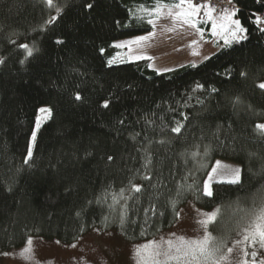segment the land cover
Wrapping results in <instances>:
<instances>
[{
  "label": "trees",
  "instance_id": "obj_1",
  "mask_svg": "<svg viewBox=\"0 0 264 264\" xmlns=\"http://www.w3.org/2000/svg\"><path fill=\"white\" fill-rule=\"evenodd\" d=\"M177 1L0 0V249L32 237L69 243L92 228L148 240L190 200L219 206L211 228L233 230L264 202V29L254 21L264 0H231L245 37L196 65L156 73L148 60L109 63L114 40L152 30L148 11ZM25 44L35 48L27 59ZM41 107L51 114L25 164ZM216 159L238 163L241 180L213 182L206 197ZM178 185L191 187L178 195Z\"/></svg>",
  "mask_w": 264,
  "mask_h": 264
},
{
  "label": "rangeland",
  "instance_id": "obj_2",
  "mask_svg": "<svg viewBox=\"0 0 264 264\" xmlns=\"http://www.w3.org/2000/svg\"><path fill=\"white\" fill-rule=\"evenodd\" d=\"M178 2L159 3L148 11L151 16L148 18V23L151 21L150 24L153 30L114 40L112 45L116 48V51L110 58L111 63L148 60L150 69L156 73H163L187 64L196 65L209 58L222 47L227 46L225 40H228L231 44L245 37V30L240 20L235 16V11H228L217 16L215 14L217 23H219L220 17L225 14H228L231 20L239 21V26L243 31L236 32L235 37H233L231 32L221 31L219 28L215 30L218 34H214L213 28L208 29L199 19L200 10L192 20L195 26H192V23H185L182 18L176 16V13L181 11V9L174 6ZM157 7L160 8L158 13L156 12ZM204 10H207V8H204ZM228 27L232 31L236 29L235 24H229ZM137 37H146V39L126 43L135 41ZM117 45L122 46L118 47ZM260 83H264V81H260ZM42 108L47 107H41L40 109ZM40 109L38 110L34 132L38 130L41 123L49 115L40 112ZM258 124H264V119L259 121ZM32 137L29 144L31 150L33 146ZM214 168L216 169L215 172H213ZM236 168L241 170L238 163L216 159L205 182L208 181L212 185L216 181H227L232 178ZM210 176L211 180H209ZM216 209H220V207L204 208L194 200H190L180 207L177 219L172 226L144 241H126L114 230L100 231L97 228L90 229L75 241L69 243H64L56 238L32 237L30 238L32 243L28 252H24L25 248L28 247L27 242L18 247L0 249V264H138L136 249L140 245L150 241H156L157 243L168 240L175 241L179 237L189 240L202 238L204 229L199 223L202 213H211ZM254 214L255 211L247 221L238 220L233 230L222 226V224L213 230L210 224L207 231L214 240L224 239L227 246H232L234 240L241 238L239 233L248 227ZM260 258H264V249L259 250L258 260ZM248 259L250 260L251 257L249 256ZM240 260L241 256L234 254L230 264H238ZM171 264H177V262L173 261Z\"/></svg>",
  "mask_w": 264,
  "mask_h": 264
},
{
  "label": "snow or ice",
  "instance_id": "obj_3",
  "mask_svg": "<svg viewBox=\"0 0 264 264\" xmlns=\"http://www.w3.org/2000/svg\"><path fill=\"white\" fill-rule=\"evenodd\" d=\"M49 5H51V0H47ZM186 5V7H185ZM176 8L181 9V11L176 13V16L182 18L185 23H192L193 17L198 15L200 8L204 7L203 5H195L188 3V0H179L178 3L174 5ZM87 7H92L91 4L87 5ZM59 11V9H57ZM160 8H156V12L158 13ZM212 9L209 7L208 11L205 15L209 20L212 21V28L214 30V34H218L215 32L216 29H220L221 31H229L231 35L235 37L236 32H242L243 29L239 26V21L231 20L228 14H225L220 17L219 23L216 20L212 19ZM171 14V13H170ZM151 23V21H149ZM229 24H235L236 29L232 31L229 29ZM192 26H195L192 23ZM146 39V37H137L135 41H128L126 43L139 42ZM59 42V41H58ZM229 41L225 40V45H228ZM122 46V45H117ZM22 49L26 52L25 59L31 57L35 51L34 46H29L27 44L20 45ZM22 63L24 60L21 61ZM0 63H3V59H0ZM111 63V61L109 62ZM241 75H245V73H241ZM200 85H197V88H200ZM260 89L264 90V83H259L257 85ZM77 100L81 99L79 93L76 94L75 97ZM238 102V101H237ZM104 107H108V102L105 101ZM42 113L51 114V110L47 108L40 109ZM183 115V114H181ZM184 119H187V116H184ZM39 121V118H38ZM39 126V124H38ZM182 124H177L176 127L172 128L171 131L174 133H180ZM257 130L264 134V124H258L256 126ZM33 140H35V132H33ZM167 143L166 141H161V144ZM207 146H205V152H207ZM181 155H184L183 153ZM193 157L197 155V153H191ZM250 155H255L251 153ZM32 158V150L31 145L29 146L28 155L25 158V164H29ZM109 160L112 159L111 156L108 157ZM153 164L152 156L146 151L145 152V160L143 168L145 169V175L143 179L151 182L152 176L148 174L151 170V166ZM216 169H213L215 172ZM186 179V178H185ZM211 180V176L209 178ZM241 180V170L236 168L234 170V175L231 179L227 181H221L220 183H228L230 185H237ZM157 190L159 189V184L153 185ZM182 187H191V185L181 186L178 185L177 194L179 195ZM130 189L132 193H141L143 191L142 186L131 184ZM125 189L120 190V197L124 200L128 198L135 197H125ZM203 194L206 197H212L213 191L211 184L206 181L203 186ZM115 200V197L113 198ZM173 205L175 204V200L170 201ZM155 205H152L149 209L145 211H154ZM220 209H216L211 213H202V218L199 220L201 227L204 229V235L200 239H185L184 237H179L175 241L168 240L157 243L156 241H150L144 245H140L137 247V256H138V264H171V262L175 261L177 264H230L231 258L234 254H239L241 256V260L238 264H264V258H260L259 250L264 249V204L261 205L259 209L255 210V214L253 219L249 221L248 227L244 228L239 235L240 239L234 240L232 242V246H227L226 241L224 239L214 240L211 234L207 231L208 226L216 222L217 217L219 215ZM125 213L121 211L120 219L121 223L124 222ZM31 239L27 241L28 247L25 248L24 252L30 251ZM226 249V250H225ZM250 250V251H249ZM251 257L249 260L248 257Z\"/></svg>",
  "mask_w": 264,
  "mask_h": 264
},
{
  "label": "built area",
  "instance_id": "obj_4",
  "mask_svg": "<svg viewBox=\"0 0 264 264\" xmlns=\"http://www.w3.org/2000/svg\"><path fill=\"white\" fill-rule=\"evenodd\" d=\"M195 5L210 7L216 15L224 14L228 11H236L238 6L231 0H188ZM254 21L258 27L264 29V11L255 14Z\"/></svg>",
  "mask_w": 264,
  "mask_h": 264
},
{
  "label": "crops",
  "instance_id": "obj_5",
  "mask_svg": "<svg viewBox=\"0 0 264 264\" xmlns=\"http://www.w3.org/2000/svg\"><path fill=\"white\" fill-rule=\"evenodd\" d=\"M204 8H207V10H204ZM208 11V7H203V8H200V12H199V19L202 20V23L208 28L210 29L212 27V21L211 20H208V17L205 15V13ZM203 13V14H202ZM202 14V15H201ZM217 16V15H216ZM207 18V19H206ZM212 19L216 20L215 19V14L213 13L212 11ZM206 20V21H205ZM153 30V29H152Z\"/></svg>",
  "mask_w": 264,
  "mask_h": 264
}]
</instances>
